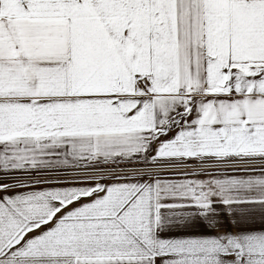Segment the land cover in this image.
Returning <instances> with one entry per match:
<instances>
[{
    "label": "snow or ice",
    "instance_id": "snow-or-ice-1",
    "mask_svg": "<svg viewBox=\"0 0 264 264\" xmlns=\"http://www.w3.org/2000/svg\"><path fill=\"white\" fill-rule=\"evenodd\" d=\"M0 264H264V0H0Z\"/></svg>",
    "mask_w": 264,
    "mask_h": 264
}]
</instances>
